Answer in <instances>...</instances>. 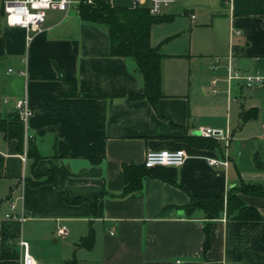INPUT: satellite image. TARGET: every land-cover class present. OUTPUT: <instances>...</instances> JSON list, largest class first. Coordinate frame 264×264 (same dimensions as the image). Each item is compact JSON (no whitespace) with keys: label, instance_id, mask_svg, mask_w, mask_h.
<instances>
[{"label":"crops","instance_id":"1","mask_svg":"<svg viewBox=\"0 0 264 264\" xmlns=\"http://www.w3.org/2000/svg\"><path fill=\"white\" fill-rule=\"evenodd\" d=\"M2 2L0 117L24 97L32 114L21 152L16 139L0 132V219L10 202L24 213L21 222L2 223H18L20 230L10 245L18 257L0 258V264H21L17 239L28 242L37 264L72 257L78 264H264V196L237 192L258 219L222 211L207 220L200 208L184 209L192 195H225L240 179L264 187V157L254 150V163L243 169L238 148L256 137L235 139L263 119L264 89L244 90L229 78L231 69L264 73V0H188L181 9L196 19L191 32L206 28L211 38L203 47L160 46L163 95L155 105L128 98L142 92V77L132 58L110 55L104 25L81 20L75 9H50L37 30L26 29L6 22ZM62 76L76 79L74 95ZM200 127L221 131L207 137L218 147L190 143L202 137ZM27 139L40 156L36 161L26 155ZM178 148L186 159L173 168L176 183L163 178L165 169H155L140 188L122 194L124 167L132 174L143 169L146 151ZM38 180L45 181L29 185ZM60 227L67 228L70 256L50 261L35 241ZM90 228L92 246H77Z\"/></svg>","mask_w":264,"mask_h":264},{"label":"trees","instance_id":"2","mask_svg":"<svg viewBox=\"0 0 264 264\" xmlns=\"http://www.w3.org/2000/svg\"><path fill=\"white\" fill-rule=\"evenodd\" d=\"M75 10L81 20L106 27L110 55L130 57L134 60L136 69L142 77L143 90L141 93L128 95V98H144L152 105H155L157 100L163 95L161 91V60L165 55L160 52L162 43L155 46L151 45V27L155 23L169 21L173 17L151 15L146 7L140 6H136L133 9L114 8L109 2L104 0H92V3H87V0H80ZM62 79L69 84L70 88L67 93L74 95L77 87L76 79L64 76H62ZM23 126L16 111L6 117H0V132L3 133L6 139L14 138L17 140V150L19 152L22 151L23 147ZM28 139L26 155L36 161L40 156L32 151ZM190 143L201 148H214L219 145L215 139L200 136L190 139ZM161 168L166 170L165 174L167 177L163 176V178L169 182L176 183L174 167L154 166L147 168L143 165V169H134L132 174H129L131 167H124V188L122 194L137 190L141 186L142 178L148 172ZM0 176H2L1 168ZM45 180L54 181V178ZM45 180L30 181L29 185H36ZM237 192L264 196V187L260 183L246 182L240 179L239 184L231 187L225 195L212 197L192 195L184 209L190 212L195 208H200L207 220L218 217L222 211H225L227 215L235 213L233 217L238 219H258L260 216L257 210L245 205L238 197ZM65 198L69 202L78 201L77 199ZM209 229L210 223L206 222L204 226V249H207L209 244ZM19 230L20 226L18 223L2 224L0 229V258L18 257L17 251L10 245L14 239L19 237ZM93 241L94 231L90 228L87 235L81 238L76 245L90 248ZM262 241H264V236ZM60 264H78V262L75 257H72L62 261Z\"/></svg>","mask_w":264,"mask_h":264},{"label":"built area","instance_id":"3","mask_svg":"<svg viewBox=\"0 0 264 264\" xmlns=\"http://www.w3.org/2000/svg\"><path fill=\"white\" fill-rule=\"evenodd\" d=\"M80 0H3L2 8L4 17L9 25L21 26L26 29L37 30L39 25L44 21L46 11L50 9L61 10L67 12L69 9H75ZM111 2V0H104ZM134 7L145 5L151 15H160L162 9L168 6L174 0H131ZM87 3H92V0H87ZM193 17V14H190ZM229 78L237 80L241 87L255 88L262 87L264 89V73L244 72L239 69H231ZM14 108L23 125L26 126L28 118L32 114V110L27 102V99L21 98L14 102ZM202 137H221V131L210 127H200L198 129ZM25 158V153H24ZM186 159V153L183 148L178 149H159L148 150L145 153L143 165L147 168L154 166H181ZM212 165L218 164L216 160H209ZM224 163L225 162H220ZM21 182V188L23 187ZM24 220L22 211H15V204L9 203V211L5 212L3 218L0 219V229L4 221ZM57 236L63 237L67 235V228L60 227L56 232ZM17 244L22 252L21 264H37L36 260L29 252L28 242L23 239H17Z\"/></svg>","mask_w":264,"mask_h":264},{"label":"rangeland","instance_id":"4","mask_svg":"<svg viewBox=\"0 0 264 264\" xmlns=\"http://www.w3.org/2000/svg\"><path fill=\"white\" fill-rule=\"evenodd\" d=\"M188 0H174V2L170 3L168 6L162 9L160 15L164 16H173L172 20L163 21L159 23H155L151 27V43L153 45H157L162 43V51L163 50H179L181 46L184 48H189L192 46L203 47V43L207 41L210 37V31L206 30V28L194 29L191 32V25L195 22V18L191 19L190 16L184 14L182 11V6ZM145 5H141L140 7H146ZM74 10V9H71ZM53 10L46 11V14H49ZM196 15V13H194ZM198 20V19H197ZM178 48V49H177ZM182 50V49H181ZM250 89L244 87V90ZM264 116V105H263V114ZM262 123H264V117L260 122H255L251 124L249 128L244 129L242 134L237 132L235 139L245 138L249 136H255V139L241 140L239 145L240 156H241V164L243 169H246L248 166L254 163L253 161V151H257V156L264 157V129L262 127ZM56 239V241H54ZM35 244L39 246L43 255L46 259H50V261H55V257L59 256L61 258H68L70 248L68 246V242L66 236L60 237L51 233L45 239L40 241H35ZM53 263V262H51Z\"/></svg>","mask_w":264,"mask_h":264},{"label":"water","instance_id":"5","mask_svg":"<svg viewBox=\"0 0 264 264\" xmlns=\"http://www.w3.org/2000/svg\"><path fill=\"white\" fill-rule=\"evenodd\" d=\"M111 6L114 8L133 9L134 4L131 0H111ZM183 264H210L208 262H184Z\"/></svg>","mask_w":264,"mask_h":264}]
</instances>
